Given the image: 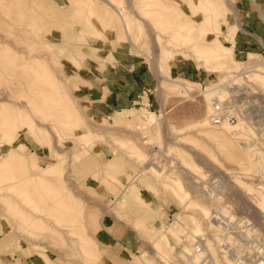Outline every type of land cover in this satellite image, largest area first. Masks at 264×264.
<instances>
[{
	"label": "rangeland",
	"instance_id": "1",
	"mask_svg": "<svg viewBox=\"0 0 264 264\" xmlns=\"http://www.w3.org/2000/svg\"><path fill=\"white\" fill-rule=\"evenodd\" d=\"M237 20L235 0H0V264H264V119H208L243 67L232 91L264 100ZM114 49L143 66L150 107L89 116V68Z\"/></svg>",
	"mask_w": 264,
	"mask_h": 264
},
{
	"label": "crops",
	"instance_id": "2",
	"mask_svg": "<svg viewBox=\"0 0 264 264\" xmlns=\"http://www.w3.org/2000/svg\"><path fill=\"white\" fill-rule=\"evenodd\" d=\"M238 15L237 28L233 35V50L238 55L260 54L264 51V0H235ZM105 66L95 65L89 68V80L93 92L86 96L87 113L92 117L109 118L118 110H131L141 103L140 94L148 76L139 62L130 59L125 49H114ZM127 181H122L125 184ZM117 198V197H116ZM115 198V199H116ZM113 200V199H112ZM112 214V238L115 248L124 252L132 249L133 237H130L125 222Z\"/></svg>",
	"mask_w": 264,
	"mask_h": 264
},
{
	"label": "built area",
	"instance_id": "3",
	"mask_svg": "<svg viewBox=\"0 0 264 264\" xmlns=\"http://www.w3.org/2000/svg\"><path fill=\"white\" fill-rule=\"evenodd\" d=\"M261 57L264 60V51L260 53ZM249 67H243L237 72H234V76L241 79L239 82L235 81L234 79L228 78L222 84L216 86V90L223 91L224 95H214L211 98V111L208 115V119L210 124L219 126L222 125L224 122L233 125L236 124L238 113L237 104L242 106L243 112L242 116L247 115L248 113L252 114L253 116L258 115V111L256 107L258 106V101H254L253 103L250 102L249 96L247 93H238L234 94L235 91L230 92L229 90H233L236 88H241V85L248 86L247 83H251L248 79L247 74L244 72ZM252 84V83H251ZM254 86V85H252ZM226 89H229L226 91ZM150 88H144L140 94V101L139 105H143L144 107H150L148 102L143 103V97L146 96L148 100V95L150 93ZM259 96L258 92L256 94V98ZM207 177V178H206ZM205 178H197L198 180L195 182L197 191L202 192V194H208V191L211 193L212 189L211 186H216L221 183L222 177L220 175H210L206 176ZM197 246L196 248H198Z\"/></svg>",
	"mask_w": 264,
	"mask_h": 264
},
{
	"label": "bare ground",
	"instance_id": "4",
	"mask_svg": "<svg viewBox=\"0 0 264 264\" xmlns=\"http://www.w3.org/2000/svg\"><path fill=\"white\" fill-rule=\"evenodd\" d=\"M223 51V50H222ZM217 56H220L219 54H217ZM259 60H261L262 61V59H259ZM263 62V70H264V61H262ZM248 70H246L244 73L246 74V72H247ZM262 74H264V71L262 72ZM237 78V77H236ZM229 89H226V91H228ZM230 92H232V90H229ZM238 93H242V92H234V94H238ZM248 94V96H249V99H250V102L251 103H253L254 101H256V99L255 100H253V99H251V97H253L251 94H249V93H247ZM255 96H256V94H255ZM257 100H259L258 101V106L256 107V110L258 111L259 110V108H260V106H261V104L264 102V100L262 99V98H259V96L257 97ZM237 106V108H238V111L240 110V113H238V118H237V122H236V124L240 121V120H243L244 122H246L248 125H249V127L252 129L253 128V124H256V125H259V126H261L262 125V123H261V120H263L264 119V116H262L261 114H258V115H256V116H253L252 114H250V113H248L247 115H244V116H242L241 114H242V112H243V108H242V106L241 105H239V103L236 105ZM236 124H233V125H236ZM226 125H230V124H228V123H226V122H224L222 125H219V126H215V125H213V126H215V127H218V128H221V127H225ZM213 175H216V174H213ZM205 178V177H204ZM221 183H223L224 184V182H223V178L221 179ZM232 189H235V186L234 187H232ZM193 194V193H192ZM201 194H202V192H201ZM193 196H195L194 194H193ZM209 197H212V196H209ZM219 214H220V211L219 210H212V218L213 219H211V220H209L210 221V223L212 224V225H218V227L217 226H214V228H216V229H219V227H220V219H219ZM197 254H199V253H197ZM232 256V255H231Z\"/></svg>",
	"mask_w": 264,
	"mask_h": 264
}]
</instances>
